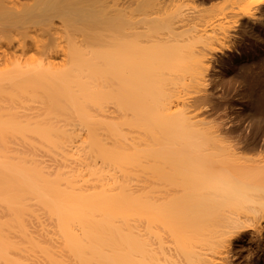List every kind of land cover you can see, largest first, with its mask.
Here are the masks:
<instances>
[{
  "label": "bare ground",
  "instance_id": "6f19581e",
  "mask_svg": "<svg viewBox=\"0 0 264 264\" xmlns=\"http://www.w3.org/2000/svg\"><path fill=\"white\" fill-rule=\"evenodd\" d=\"M252 41L264 0H0V264H264Z\"/></svg>",
  "mask_w": 264,
  "mask_h": 264
},
{
  "label": "rangeland",
  "instance_id": "374dc122",
  "mask_svg": "<svg viewBox=\"0 0 264 264\" xmlns=\"http://www.w3.org/2000/svg\"><path fill=\"white\" fill-rule=\"evenodd\" d=\"M23 2L29 7L34 8L37 5L43 3L44 0H19ZM115 2L120 0H114ZM162 0H144V6L149 8L158 7ZM56 25L59 27L55 29V31L51 34L49 31L44 32L42 29L33 30L32 34L34 36L35 42L38 44H42L48 41V44H54L52 36L56 34L57 31H60V23L56 20ZM13 34L9 36L12 38ZM4 38V36L2 37ZM248 56L244 58L234 69V76L231 81L223 82V95L224 98L221 99L222 103H227L230 107L233 105L236 108L238 103L244 101L246 97V93L248 89H251L252 96L255 100H262L264 102V49H258V47L251 42V45L246 48ZM31 51L28 52L30 54ZM244 80L246 82V86L244 84L239 83L240 80ZM242 84V87H241ZM244 89V90H243ZM236 104V105H235ZM246 118L245 114L240 116V120H244ZM236 134H231V136ZM250 140L255 139V141H260L264 138V123H259L257 129L249 132ZM258 150H251L249 154H253ZM262 151V156L264 157V149Z\"/></svg>",
  "mask_w": 264,
  "mask_h": 264
},
{
  "label": "clouds",
  "instance_id": "9594fccd",
  "mask_svg": "<svg viewBox=\"0 0 264 264\" xmlns=\"http://www.w3.org/2000/svg\"><path fill=\"white\" fill-rule=\"evenodd\" d=\"M231 177L227 173L221 174L216 180V186L227 190L230 188ZM247 211L243 215L230 216L227 220V227L225 229L226 234L238 233L244 226L245 221H250L255 218L264 217V206H256V200L254 196H249V198L244 202ZM211 254V253H210Z\"/></svg>",
  "mask_w": 264,
  "mask_h": 264
}]
</instances>
